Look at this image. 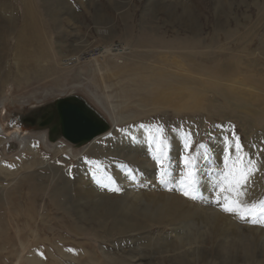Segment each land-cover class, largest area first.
I'll return each instance as SVG.
<instances>
[{
    "label": "rangeland",
    "instance_id": "obj_1",
    "mask_svg": "<svg viewBox=\"0 0 264 264\" xmlns=\"http://www.w3.org/2000/svg\"><path fill=\"white\" fill-rule=\"evenodd\" d=\"M29 1L34 4L47 35V40L36 46L43 53L40 67L51 68L53 73L38 76L23 73V69L34 66V60L27 56L30 49L27 46L26 57L20 64L15 57L16 32L21 28L22 13ZM42 1L0 0L5 2V20L0 19V29L5 32V37L0 38V106L3 104L0 107V264H113L119 260L137 264L130 256L154 258L158 254L150 253L176 248L184 251L189 246L192 249L199 246L201 253L207 245L208 251L217 252L221 241L212 239V223L208 221L195 217L163 224L141 223L146 210L156 212V205L178 201L185 211L197 212L191 213L192 216L213 210L224 216L244 236L248 235L255 253L264 255V246L258 243L264 224L243 221L238 215L223 211L224 201L219 196V186L227 171L224 156L228 145L234 143L232 136L236 135L243 150L231 153L228 163L241 157L243 165L237 163L236 167L246 166L249 160L256 166L262 163L263 167L256 176L252 175L245 189L247 193L240 200L258 209L264 207L261 203L264 202V137L260 134L264 117L253 124L244 121V115L235 117L237 113L231 110L225 112L232 119L225 120L212 119L214 113L195 115L185 109L175 112L170 108H136L133 101L125 100L117 78L103 75L105 62L120 67L124 73L134 70L146 74L151 57L164 50L162 43H175L178 50L181 46L188 48L184 53L173 50L177 58L185 61L196 58L195 50L199 46L202 53H207L202 58L205 61L211 57L208 55L212 53L211 47L218 44L220 37L226 42L235 41L232 31L244 32L246 25L256 23L263 0H49L55 2L57 25L51 24L49 10ZM256 32L264 44V23L257 26ZM137 41L143 47H137ZM146 43L152 47L145 48ZM87 47L110 51L107 55L113 63L105 57L106 53L95 56L89 53L76 62L68 61ZM227 50L236 54L233 43L227 45ZM92 57L97 58L94 61ZM67 96L82 99L104 121L114 122V135L102 145L98 155L89 151L110 135H101L87 146L72 145L60 134L51 137L47 128L19 126V116L12 117L14 113L28 116L41 112ZM161 127L163 133L157 131ZM13 131L20 132L23 140L8 139L6 135ZM158 137L166 141L165 183L157 176L154 159H163L157 151ZM141 139L143 155L136 148L142 145ZM187 140L193 143L190 153H185L183 148ZM200 144L206 148L200 149ZM60 148L66 152L58 154ZM186 154L199 157L198 183L190 188L182 161ZM88 185L97 191L92 199L76 194L78 188ZM116 188L120 191H114ZM63 189L65 195L57 206L54 198ZM182 190H189L197 198L184 196ZM106 194L107 201L102 202ZM100 201L99 207L109 203L106 206L110 205L111 214L104 218L88 215V209L97 207ZM261 216L264 212H258L256 218ZM123 223L134 224L139 229L120 233ZM200 253L196 254L197 258L189 256L192 263L201 261ZM230 256L215 262L230 264L227 261Z\"/></svg>",
    "mask_w": 264,
    "mask_h": 264
},
{
    "label": "bare ground",
    "instance_id": "obj_2",
    "mask_svg": "<svg viewBox=\"0 0 264 264\" xmlns=\"http://www.w3.org/2000/svg\"><path fill=\"white\" fill-rule=\"evenodd\" d=\"M42 4H45L49 10L48 16L50 22H52L51 24L57 25V16L53 10L55 2L43 0ZM259 12V16L254 25L253 23L246 25L244 32L237 30L231 32L236 37L235 41L226 42L223 37H220L218 39V44L211 47L212 53L208 54L211 57L206 58L205 61L202 58L207 53H202L199 46L195 50L196 58L185 61L177 58L174 55L173 50L176 49L177 53H184L188 50V48L181 46L178 50L175 43H162L161 46L164 50L158 53V56L151 57L152 62L149 63L147 71L145 69L146 74H138L134 70H129L124 73L120 67L117 68L114 65H108L105 62L104 64H106V67L103 70V75H108L115 79L117 78V80L122 84V91L125 95V100H127L128 103L133 101V106L136 108H170L175 112L180 109H185L195 115L198 113L207 116L208 113H214L216 116L212 119L220 118L225 120L232 119L230 114L225 112L226 110H231V112L237 113L235 117L244 115V121H250L253 124L259 123L264 117V44L259 38V33L256 32V28L258 25L264 23V0L259 7ZM2 14L4 16H2ZM22 16V25L16 32L15 37V57L18 60V64H20L22 59L26 57L25 46H27L30 48L27 51V56L31 60H34V66L37 65V67L31 65L32 68L27 70L23 69V73L27 75L32 74L34 76H38L45 72L53 73L51 68L44 69L40 67V59L43 58V53L38 52L36 46H40V43L45 42L47 40V35L43 29L38 12L31 1L26 3ZM0 19L5 20V2H0ZM4 37L5 32L0 29V38ZM193 42L197 44V39H194ZM229 43L234 44L236 48L235 55L228 52L227 45ZM148 46L152 47L146 43L145 48ZM137 47H143L140 41H137ZM95 49L97 48L91 49V47H87L79 56H76L73 59L70 58L68 61L76 62L81 56H86L89 53L91 56H95L99 53H103L105 55L106 53L105 57L113 63L111 57L107 55L110 51L101 49L104 51L101 52L100 50L96 51ZM166 50H169L170 52ZM149 53L152 52L150 51ZM96 58L97 57L92 60L95 61ZM2 105L3 104L1 103V106ZM111 118L116 119L113 115ZM105 122L108 123L107 125L109 126V130L102 135H104L103 137L110 135V137L105 140H100L97 145H94L89 151L91 154L98 155L100 151H102V145L110 141L111 137L114 135V122L110 119ZM260 134L264 137V127H262ZM6 137L14 140L15 142L23 140L20 132L18 131H13L7 134ZM99 137H101V135L82 145H86L88 143L90 144ZM43 140H46L45 136L43 137ZM139 143L142 145L136 146V148L139 147V152L142 154L144 153L142 139ZM113 147L114 145L111 149ZM65 152L64 148H60L58 154H64ZM258 164L261 166H256L258 171H256L253 176H256L263 168L262 163ZM96 193V188L92 185H88L87 188H78L76 190V194L78 196L85 195L88 199H92ZM64 195L65 190L63 189L60 196L58 198H54L57 206L61 204V198H63ZM106 199L107 194L103 196L102 200H100L103 202ZM102 202L97 207L89 208L87 211L88 215L91 217L95 216L104 218L111 214V211L109 210L110 205L106 206L109 203L105 206L99 207ZM92 204L95 205V202ZM185 210L186 209L179 201L163 206L158 204L156 205V212H149V210L144 212L141 223L163 224L168 220L180 222L184 220H191L195 217L200 218V221H208L209 223H212V239H219L221 241V245L219 246L220 248L217 252L208 251L207 245L206 249H204V252H201V254L198 248L199 246L193 249L189 248V246L188 249H185L184 251H182V248H176L167 249L160 253H150L152 256L154 254H158L155 255L156 257L154 256V258H137L136 256H130V260H135V263L137 264H164L165 260H167V264H228L226 261H221L219 263H216L215 261L225 260L226 255L230 254L232 257L230 256V260H227L231 262L230 264H264V255H258L255 253V249L252 247V241L249 239L248 235L246 234L247 236H244L245 234H242L243 231L239 230L240 228H238L237 225H233V223L228 220L226 221L227 218L225 219L224 216L214 213V210H211L212 212L207 213L206 215L196 214L195 216H192L191 213H197L196 211L190 213L189 210H187L189 212ZM138 227L139 226L134 224L124 225L123 223V227L119 229V232L123 233L133 231ZM258 234H260V232ZM203 237L204 234L202 235V238ZM225 238L227 241H224ZM259 238L258 243L264 246L263 232ZM194 243H196V241L191 242L189 245ZM205 243L206 242H204V244ZM185 244L188 245V242ZM236 252H238L239 255H234ZM198 253H200L198 257L201 261L197 260L192 263L189 256L194 257ZM214 254H219L220 256H216ZM113 264L128 263L124 260H119Z\"/></svg>",
    "mask_w": 264,
    "mask_h": 264
},
{
    "label": "snow or ice",
    "instance_id": "obj_3",
    "mask_svg": "<svg viewBox=\"0 0 264 264\" xmlns=\"http://www.w3.org/2000/svg\"><path fill=\"white\" fill-rule=\"evenodd\" d=\"M159 133H163V128L157 130ZM190 135V134H189ZM227 140V138H226ZM233 144L228 145V150L224 156L225 168L227 171L224 173L225 180L221 183L219 196L223 199L222 210L227 213L236 214L243 221H250L251 223H261L264 224V216H261L257 219L258 212H264V207L257 208L256 205L247 204L240 200V196L245 195V189L254 173L258 171L255 162L249 160L246 166L236 167V164L239 163L243 165V159L237 157L236 161H233L232 164H229L230 154L233 152H242L243 145L240 143L238 136H232ZM166 145V141L161 138H157L156 146L157 151L161 153L160 157H154L157 164V176L161 183L166 182V177L168 175V169L164 166V160L167 159V154L163 152V146ZM184 152L190 153L193 149V143L191 140H187L184 145ZM200 149L206 148V145L200 144ZM198 156L186 154L182 156V161L185 167V176L187 186L190 188L198 183L197 177V160ZM184 183V181H182ZM114 191H120L119 188L114 189ZM227 193V195H224ZM182 194L190 199L195 200L197 197L189 190H182ZM235 196V199L232 196ZM217 203H220L218 198ZM264 204V202H261Z\"/></svg>",
    "mask_w": 264,
    "mask_h": 264
},
{
    "label": "water",
    "instance_id": "obj_4",
    "mask_svg": "<svg viewBox=\"0 0 264 264\" xmlns=\"http://www.w3.org/2000/svg\"><path fill=\"white\" fill-rule=\"evenodd\" d=\"M17 116L19 126L47 128L53 138L60 134L64 140L76 145L85 144L109 130L104 119L82 99L75 96L55 100L41 112H34L28 116H20L18 113L12 115Z\"/></svg>",
    "mask_w": 264,
    "mask_h": 264
}]
</instances>
